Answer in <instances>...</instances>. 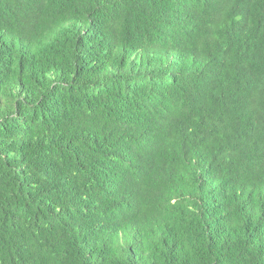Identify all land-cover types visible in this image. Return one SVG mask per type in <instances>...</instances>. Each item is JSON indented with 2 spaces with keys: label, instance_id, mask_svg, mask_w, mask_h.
Returning a JSON list of instances; mask_svg holds the SVG:
<instances>
[{
  "label": "trees",
  "instance_id": "trees-1",
  "mask_svg": "<svg viewBox=\"0 0 264 264\" xmlns=\"http://www.w3.org/2000/svg\"><path fill=\"white\" fill-rule=\"evenodd\" d=\"M0 264H264V0H0Z\"/></svg>",
  "mask_w": 264,
  "mask_h": 264
},
{
  "label": "clouds",
  "instance_id": "clouds-1",
  "mask_svg": "<svg viewBox=\"0 0 264 264\" xmlns=\"http://www.w3.org/2000/svg\"><path fill=\"white\" fill-rule=\"evenodd\" d=\"M52 10L57 11V10H56V6H55V7H52Z\"/></svg>",
  "mask_w": 264,
  "mask_h": 264
}]
</instances>
